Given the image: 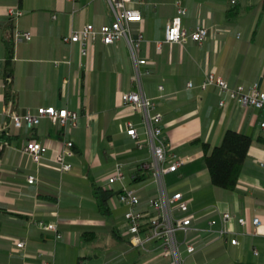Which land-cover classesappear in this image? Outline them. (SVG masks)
Returning <instances> with one entry per match:
<instances>
[{"label":"crops","instance_id":"crops-1","mask_svg":"<svg viewBox=\"0 0 264 264\" xmlns=\"http://www.w3.org/2000/svg\"><path fill=\"white\" fill-rule=\"evenodd\" d=\"M183 3L188 10L183 27L191 30L202 24L208 29L202 44L189 40L184 45L164 42L161 48L157 46L176 14V0L132 4L143 16L141 22L132 24L133 33L143 35L135 55L147 60L140 71H150L142 75L140 87L125 39L110 45L97 39L87 46L86 54L80 44L63 41L88 23L97 27L110 23L113 14L108 0H0V134L13 136L0 155V264H36L37 254L50 264L80 260L84 264H161L121 238L115 237L114 250L93 245L103 234L113 236L114 228L122 234L125 227V205L117 204L113 214L106 215L96 194L97 184L107 185L118 162L123 163L127 185L137 189L143 200L158 195L150 178L133 179L139 164L150 160L152 152L148 146L139 149L127 134V122L133 121L139 138L148 140L142 113L124 104L122 95L140 88L155 100L156 111L162 114L161 127L170 151L189 158L179 169V181L170 185L167 176L169 191L184 194L190 211L197 214L198 226H206L222 211L236 216L231 228L238 244L226 238L207 244L189 264H264V109L244 107L216 86L201 87L205 74L214 72L231 86L258 82L264 88V0ZM12 6L23 10L13 22L8 17ZM16 29L31 31L32 39L16 43ZM8 83L15 94L10 103ZM42 106L78 112L77 126L62 128L49 118L33 129L13 126L12 113H36ZM228 129L253 137L234 190L214 186L204 165V143L210 149L219 145ZM33 138L49 147L41 164L24 152ZM69 140L74 142L75 154L68 158L72 169L62 173L53 159ZM31 175L37 177L34 184L28 182ZM112 187L117 196L121 184ZM257 216L262 220L259 226L252 222ZM239 217L247 223L241 225ZM37 221L58 223L62 238L57 240L53 231L40 229ZM210 239L203 236L198 245ZM20 240L26 241L25 248H17Z\"/></svg>","mask_w":264,"mask_h":264},{"label":"built area","instance_id":"built-area-1","mask_svg":"<svg viewBox=\"0 0 264 264\" xmlns=\"http://www.w3.org/2000/svg\"><path fill=\"white\" fill-rule=\"evenodd\" d=\"M67 1L76 2L78 0ZM183 1L176 0V14L166 25L165 39L157 43L159 48L164 42L184 45L192 40L202 44L206 39L208 29L202 24L191 30L183 27V17L188 13ZM108 2L113 14V20L110 23L98 27L93 23H88L81 29L73 30L64 36L63 41L68 45L80 44L82 54H86L87 46L97 39L106 45L125 39L136 63L135 79L141 87L142 75L150 74V71L147 70L145 73L140 71V66L146 64L147 60L137 59L135 55L136 47L143 39V35L141 33L134 34L132 24L141 22L143 16L141 10L138 7H133L132 4H142L145 0H108ZM231 2L235 4L237 0H231ZM22 14L23 10L19 6H12L8 9V17L12 22ZM32 37V32L29 30L16 29L14 32L16 43L31 40ZM192 86L193 83L188 82V87L191 88ZM209 86L220 88L225 96L235 99L244 107L264 109V88L258 82H253L250 85L237 84L231 86L222 76L214 72H207L201 87L205 89ZM159 88L163 89V85H160ZM122 100L124 104L131 107L133 112L142 113L148 140L145 142L139 138L137 127L133 121L127 122V134L136 140L139 149L148 146L152 152L150 160L139 164L140 171L134 172L133 177L138 178L140 175L146 174L158 189L157 197L143 200L137 189L127 185V176L123 163L120 162L115 165L113 172L107 178V186L109 187L116 183L121 184L120 192L117 196H113L110 202L112 207H116L118 203L126 207L123 213L125 227L122 235L128 238L130 245L151 254L152 259L160 261L161 264H189V260L207 244L225 238L233 245L238 244L236 231L231 228L233 221L236 220L234 214L229 211H222L218 218L209 220L206 226H198L194 222L198 218L197 214L190 211L189 202L185 199L184 194L181 191H169L167 176L172 172H177L189 158L178 156L175 152L170 151V144L163 135L161 127L162 114L156 111L155 100L147 97L141 88L123 93ZM219 104L221 106L225 104L224 98L220 100ZM43 118H49L54 124L62 128L76 127L79 113L66 107L42 106L37 109L36 113L27 111L24 114H11V122L16 128L26 126L33 129L40 124ZM261 126L264 129V123ZM48 148L45 141L33 138L24 146V152L37 164H41L46 159ZM74 154V142L65 141L53 159L62 173L72 169V164L68 158ZM36 181V176L28 177L30 184H34ZM238 222L245 225L247 219L239 217ZM252 222L256 226L262 224V220L258 216L253 218ZM36 224L42 230L53 231L57 240L62 238L58 223L37 221ZM203 236H211L212 239L198 245ZM16 246L19 249L25 248L26 241H17ZM254 253L259 255L257 249L254 250ZM37 260L36 264H50L41 254H37ZM103 264H108V262L105 261Z\"/></svg>","mask_w":264,"mask_h":264},{"label":"trees","instance_id":"trees-1","mask_svg":"<svg viewBox=\"0 0 264 264\" xmlns=\"http://www.w3.org/2000/svg\"><path fill=\"white\" fill-rule=\"evenodd\" d=\"M9 27H12L11 23H8ZM8 49L13 53V42L12 39L7 40ZM6 99L7 101L13 102L15 99L14 91L10 83L6 86ZM13 136L6 132H1L0 134V155L2 152V147L9 144ZM253 137L250 134L244 132H239L234 129H228L222 139V142L210 149L208 143H204L205 157L204 165L209 172L210 181L214 186L234 190L237 186L238 180L240 178L241 172L243 170L244 163L247 159L249 150L252 146ZM136 171H140L137 168ZM180 171L172 172L168 176L169 184L176 183L180 179ZM141 179H148L149 176L146 174L140 175ZM136 179V178H133ZM97 198L100 201V208L104 214L111 216L113 214V208L111 206V198L116 195V191L113 187H109L104 184H97L96 186ZM114 222L117 220L115 218ZM87 234V233H86ZM85 234V236H86ZM113 236L121 238L124 241H128V238L121 234V231L116 228L113 229ZM102 261L100 264H103ZM108 262V261H107ZM74 264H84L83 260L78 261Z\"/></svg>","mask_w":264,"mask_h":264},{"label":"rangeland","instance_id":"rangeland-1","mask_svg":"<svg viewBox=\"0 0 264 264\" xmlns=\"http://www.w3.org/2000/svg\"><path fill=\"white\" fill-rule=\"evenodd\" d=\"M119 205V203H118ZM119 212V211H118ZM144 237V236H143ZM128 242V241H127ZM118 243L117 239L114 236H111L110 233L103 234L98 240H96L93 245L100 246L103 250H114L115 245ZM128 245L130 243H127ZM120 251V250H119ZM123 253V252H122Z\"/></svg>","mask_w":264,"mask_h":264}]
</instances>
